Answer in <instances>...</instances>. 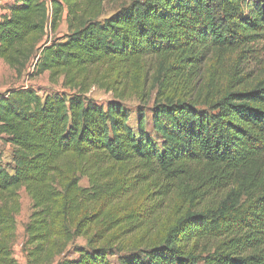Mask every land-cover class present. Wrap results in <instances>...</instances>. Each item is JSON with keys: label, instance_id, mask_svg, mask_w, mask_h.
<instances>
[{"label": "trees", "instance_id": "1", "mask_svg": "<svg viewBox=\"0 0 264 264\" xmlns=\"http://www.w3.org/2000/svg\"><path fill=\"white\" fill-rule=\"evenodd\" d=\"M105 3H0V60L17 77L31 65V79L47 73L68 90L0 94V140L12 163L6 169L0 154V264H18L21 188L32 203L26 264H112L114 256L115 264H264V75H244L233 89L208 85L188 100L163 91L185 66L191 74L222 53H254L264 42V0H129L109 15ZM63 17L67 33L43 42ZM143 63L161 90L153 137L142 111L130 125L121 94L104 106L87 95L94 86L117 93ZM146 183L156 186L153 215L163 208L156 200L173 194L189 206L160 243L119 253L114 228L135 232L150 210L140 204L116 216L113 203ZM79 238L85 246L75 245Z\"/></svg>", "mask_w": 264, "mask_h": 264}, {"label": "rangeland", "instance_id": "2", "mask_svg": "<svg viewBox=\"0 0 264 264\" xmlns=\"http://www.w3.org/2000/svg\"><path fill=\"white\" fill-rule=\"evenodd\" d=\"M50 2L51 0H44ZM129 0H106L104 13L111 14L120 6L128 3ZM67 33L65 18L63 17L58 27L52 31L47 28L46 35L43 39L51 41L55 38L62 37ZM237 55L230 53H222L219 57H214L205 61L199 71L189 73L192 69L185 66V74L173 82L170 89H164L165 96L180 98L188 100L191 98L192 92L199 88L212 86L214 92L220 90L222 87L231 86L235 88L238 84V79L244 75H248L243 79L248 82H254L256 79L264 75V42L256 47V51L248 56L247 59L237 58ZM239 56V55H238ZM31 65L28 70L21 76L17 77L15 73L0 60V94H4L11 89L20 87H29L34 89L39 96H44L47 93L53 92H68L61 86V79L56 83H51L48 79V74L45 73L39 77L30 78ZM130 77L126 82V87L119 88L117 93L104 89L92 87L87 94L93 98L100 105L110 100H115L118 94H121L120 100L122 105L129 111L130 125L135 126L137 121V111H142L146 116V128L153 137L151 130L150 118L151 109L154 106L161 90L154 89L152 77L154 69L148 63H143L133 67L130 70ZM242 81V82H243ZM216 96V95H215ZM0 154L3 165L6 169H11V147L0 140ZM81 188H88L89 183L87 178H81L79 182ZM141 185L140 188L131 192L128 196L114 201L113 208L116 216H121L128 210H140L143 207L150 210L149 222L139 230L123 236L119 231L118 226L112 231L111 241L117 246L119 253H126L132 249L145 248L147 246L158 244L168 231V229L181 217L183 212L188 208L189 204L178 194L169 196L164 202L156 200V210L161 211L152 214L150 209L151 203L148 202L150 198H154L152 192L156 191V186L147 187ZM18 200L20 204V211L16 216V240L13 245V256L18 264H26L24 255L22 253V244L24 240V225L28 221L31 214L32 203L30 198L21 188L17 191ZM120 222V221H119ZM124 228H127L125 220H121ZM118 224V223H117ZM75 245L85 246V240L79 238L75 240ZM75 257V256H73ZM112 264L116 263V257H110Z\"/></svg>", "mask_w": 264, "mask_h": 264}, {"label": "crops", "instance_id": "3", "mask_svg": "<svg viewBox=\"0 0 264 264\" xmlns=\"http://www.w3.org/2000/svg\"><path fill=\"white\" fill-rule=\"evenodd\" d=\"M9 2H11V0H1V4H5V3H9ZM2 61V60H1Z\"/></svg>", "mask_w": 264, "mask_h": 264}]
</instances>
